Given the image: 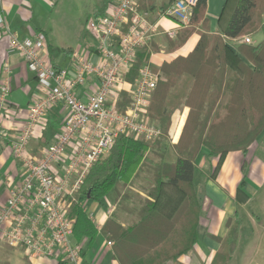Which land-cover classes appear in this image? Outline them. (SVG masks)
<instances>
[{"label":"trees","instance_id":"1","mask_svg":"<svg viewBox=\"0 0 264 264\" xmlns=\"http://www.w3.org/2000/svg\"><path fill=\"white\" fill-rule=\"evenodd\" d=\"M113 1L100 0L94 16L105 15ZM177 1L140 0L138 6L149 13L165 12ZM207 7L208 0H198L189 25L181 28L176 38L168 37V49L175 51L198 31L200 39L192 52L156 68L150 64L151 55L158 51L152 41L137 50L133 66L125 75L127 87L119 102L122 110L131 104L129 88L145 66L150 65L159 74L148 117L158 123L162 135L153 142L120 135L110 156L93 167L71 205L69 215L76 219L73 239L88 242L90 247L99 231L84 202L102 204L111 191L121 196L130 182L149 172L153 184L135 210L138 220L124 227L108 219L100 230L113 243V257L119 264H179L180 257L191 253L198 242L204 203V195L194 184L199 156L206 149L208 160L218 158L216 174L229 153L246 154L264 133V40L258 44L243 41L264 30V0H227L215 33L210 31ZM49 49L52 51V47ZM186 107V122L173 145L177 160L169 163L163 142L168 139L174 113ZM54 125L49 120L48 128H56ZM245 170L246 164L237 191L239 202L247 199ZM164 184L179 188L185 195L173 213L156 203ZM122 196L130 198L126 193ZM228 224L230 235L212 264H230L238 248L242 218L237 215ZM24 264H31L27 257Z\"/></svg>","mask_w":264,"mask_h":264},{"label":"built area","instance_id":"2","mask_svg":"<svg viewBox=\"0 0 264 264\" xmlns=\"http://www.w3.org/2000/svg\"><path fill=\"white\" fill-rule=\"evenodd\" d=\"M139 1L114 0L105 15L90 17L86 30L94 41V54L87 49L76 50L72 68L68 69L52 63L44 37L21 40L0 11V27L9 41V51L24 60L42 93L34 97L27 122L19 132L11 135L0 131L1 137H10L22 171L0 209V240L22 250L30 260L57 258L64 264H88L84 244L72 242L76 219L69 215L84 181L111 153L120 135L148 142L162 135L160 127L148 117L159 74L150 65L145 66L129 88L131 104L122 110L119 102L127 87L125 75L133 66L137 50L161 33L152 15L178 22L176 28L164 33L174 39L178 30L191 22L198 0H179L165 12L154 13L140 10ZM243 41L253 44L250 37ZM9 74L6 65L0 86V118L11 93ZM82 87L89 90L86 100L80 98ZM59 105L68 110L62 128L52 143L33 153L31 143L44 138L49 115Z\"/></svg>","mask_w":264,"mask_h":264},{"label":"crops","instance_id":"3","mask_svg":"<svg viewBox=\"0 0 264 264\" xmlns=\"http://www.w3.org/2000/svg\"><path fill=\"white\" fill-rule=\"evenodd\" d=\"M226 1L208 0L207 18L210 21L211 33H215L218 29V20ZM57 2L59 0H0V11L6 18L9 29L18 34L21 40L38 35L44 37L48 44L52 63L56 67L68 69L72 68V56L76 50L87 49L92 52V55L94 54L95 44L86 30V24L88 19L94 16L96 7L94 12L86 17L83 25L82 33H86L89 39L80 38L81 44L77 46L61 43V51L56 54L49 33L45 29L44 20L50 5H56ZM152 19L157 22L161 32L153 40L158 48V51L154 52L150 58V64L153 67L159 68L164 62H171L178 56H187L196 47L200 39L198 31L193 33L177 50H169L168 37L164 33L168 29L176 28L178 22L168 17L157 19L156 14L152 15ZM196 29L200 30L199 27ZM181 30L179 29L178 33ZM258 35L262 36V42L264 30ZM256 36L249 35L253 44H255ZM49 46L52 47V51ZM92 58L95 57L92 56ZM6 65L10 70L11 93L0 118V131L14 135L26 124L30 104L34 97L40 96L42 93L35 74L29 70L19 55L9 51V41L0 27V86L5 76ZM93 84L94 82H92ZM87 89L86 87L80 89L82 100L87 99L89 94ZM188 113L189 108L186 107L182 111L177 110L173 115L168 136L169 143L165 145L166 161L169 163H174L177 160L173 145L178 142L181 136ZM67 116L68 110L64 106L59 105L54 108L49 115V120L57 127L50 126L44 139L33 140L31 143L33 153H39L42 148L52 143L55 134L60 131ZM178 130L180 131L177 134ZM43 143L45 145L42 147ZM207 154L208 151L204 149L199 156L194 177L197 192L204 195L202 215L198 225V242L191 253L180 257L179 264H212L222 243L230 235L229 221L235 220L237 215L242 218V224L239 227V234L241 233L239 248L243 244L241 237L246 235L245 248L238 264H264L262 261L264 255V133L250 146L246 154L241 151L229 153L216 174L214 171L219 160L218 158L208 160ZM244 164H246L245 171L247 173L244 192L247 199L239 202L237 191L244 177ZM21 177V167L16 162L10 137L0 136V209L6 204L10 190L16 186ZM139 193L142 195V192ZM117 198L118 194L114 191V196L107 203L104 199L102 204L90 200H86L83 204L89 215H92L91 219L99 231L96 241L90 247H88V242L84 243L85 260L88 264H119L113 257V245L109 246L111 241L100 230L108 219H113L127 227L136 221L137 217L126 212V208V210L122 208L120 211ZM184 198L185 195L179 188L164 184L161 196L156 203L169 213H173ZM72 242L76 241L72 238ZM24 258L22 250L11 248L0 240V264H24ZM234 259L235 256L231 264H234ZM29 261L31 264H59L60 262L57 258H38L29 259Z\"/></svg>","mask_w":264,"mask_h":264},{"label":"rangeland","instance_id":"4","mask_svg":"<svg viewBox=\"0 0 264 264\" xmlns=\"http://www.w3.org/2000/svg\"><path fill=\"white\" fill-rule=\"evenodd\" d=\"M99 2L100 0H59L56 5H50L49 12L47 13L46 19L44 21L46 23L45 29L49 33V36L55 47L56 54L60 53L61 51V43H65L66 45L71 46H77L81 44L80 41L82 38L84 40L89 39V36L86 33H82L83 25L86 20V17L96 10H94V8L98 5ZM261 40L262 36L258 35L254 38V43L258 44L259 42H261ZM182 110L183 109H181V111ZM153 123L158 125L157 122L153 121ZM181 125L182 123L180 124V127ZM179 131L180 130L177 131V134L179 133ZM168 141L169 140L167 139L163 142L164 149L165 145L169 143ZM110 154L103 157L99 163L104 162L110 156ZM152 184V176L149 174V172L142 173L139 178L130 182L122 190V194L126 193L128 194V196H130V198L126 200L125 197L123 198L122 194L121 196H118V209L122 211V208H126V212H128L129 214L136 215L135 210L140 207L139 201L147 198L146 189H149ZM139 192H142V195ZM113 196L114 191L109 193L108 197L105 199V202L107 203L109 200L112 199ZM240 235L241 233L239 234L238 248L235 252L236 255L234 254V264L240 263V258H242L243 249L245 248L244 240L246 238V235L241 237V242L243 244L239 248ZM262 261H264V255Z\"/></svg>","mask_w":264,"mask_h":264}]
</instances>
